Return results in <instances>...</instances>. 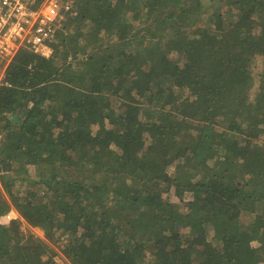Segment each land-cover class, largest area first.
<instances>
[{"label":"trees","instance_id":"trees-1","mask_svg":"<svg viewBox=\"0 0 264 264\" xmlns=\"http://www.w3.org/2000/svg\"><path fill=\"white\" fill-rule=\"evenodd\" d=\"M60 2L72 7L48 56L19 49L0 82L11 199L0 195V219L13 207L47 239L66 235L70 264H264V85L253 100L236 95L264 55V0H225L224 11L203 0ZM204 12L215 26L193 28ZM128 15L174 36L153 51ZM72 51L86 57L75 67ZM66 166L80 176H59ZM15 176L34 183L23 197L6 184ZM176 189L190 196L186 213ZM50 253L18 220L0 223V264H56Z\"/></svg>","mask_w":264,"mask_h":264},{"label":"rangeland","instance_id":"rangeland-1","mask_svg":"<svg viewBox=\"0 0 264 264\" xmlns=\"http://www.w3.org/2000/svg\"><path fill=\"white\" fill-rule=\"evenodd\" d=\"M211 0H203V6H205L206 10H213V8H207L206 6L211 5L214 6V9H219L221 11L227 10V8H229V6H224V1L225 0H213V4L210 3ZM72 2V1H71ZM71 4V3H70ZM72 7V6H71ZM74 10V9H73ZM75 11V10H74ZM212 12V11H211ZM75 15H76V11H75ZM210 17H207V15H205V12L198 16L196 19V22L193 26V28H205L207 29L208 27H212L213 25L215 26V24L213 23V18L210 19ZM127 21L132 24L133 26V30L134 31H141V34H144L146 36V42L148 44L152 45L153 51H157L159 43L162 39H170L171 37L174 36V33L170 32V28L166 31H160L159 29H157V27H155L152 30H146L143 31V28L145 27L147 29L148 23L146 22L145 19L141 20L140 16H137L135 19L131 17V15L127 16ZM150 21H152V19H150ZM73 31V29L71 30ZM192 31V29H188L187 31L184 30L183 32L186 33H190ZM67 33V31H66ZM69 34V32L67 33ZM155 36L156 39H151V36ZM67 36V35H66ZM149 36V37H148ZM100 37L103 38V44H107L109 42V40L106 37V32H101L100 33ZM114 38H112L111 40H113ZM160 40V41H159ZM81 42V41H79ZM128 52H133L136 53V46H130L127 50ZM43 52H47L48 54L50 53V50L48 49L47 51L44 49ZM87 54V53H86ZM172 56L174 55H169L168 58H172ZM86 57L84 56L83 53L78 52V53H74L73 51L70 53L68 60H70V64L71 66L76 65L77 61L79 60H83ZM83 71V69H82ZM250 74L253 78L252 84L250 86H248V89L246 88H242L240 89L236 95H238L240 98H246L248 97L249 100H253L254 98H257L258 94H261V89L260 86L264 85V55H257L251 68H250ZM109 106L111 108H114L117 106L116 102H111V104H109ZM91 131L92 133H96L98 130V127L95 125H91ZM144 149H148V145L144 146ZM24 159L19 160V164L20 165H25L24 164ZM26 166V165H25ZM180 164L178 162H174L172 164V166L169 168V173L173 176H176V174H178V169L180 168ZM38 167L33 166V165H29L27 167V171H28V177L30 180H34L35 176L37 175V169ZM40 170V169H39ZM57 170V169H56ZM63 172L60 171V169H58V173L59 176L61 175L63 177V174H67L68 175H76L77 172L74 169H70L67 166L62 168ZM43 172H49V174H52L54 172V170L50 167L48 168V170H44ZM49 176V175H46ZM80 176V174H77V177ZM76 177V178H77ZM18 178V179H16ZM44 178H46L44 176ZM23 181H28V179L19 177V176H15L14 178L9 179L6 184L7 186H9V190L11 194L14 195H18L20 197H23L27 191L31 190L34 186V183H29V182H23ZM42 193V192H41ZM173 194V192H172ZM0 195L8 202H10V197L9 195L6 193L4 186L1 185L0 183ZM176 196L175 199H172L174 201H176L177 203V207L180 211L182 212H187V209L185 207V202L188 201L190 199L189 194H186L184 192H182L180 189H176L175 193L173 194ZM178 196V197H177ZM172 198V195H171ZM46 203H48V201H46L47 199H44ZM256 207V204L254 206V208ZM13 208V207H12ZM14 209V208H13ZM260 208L257 207V210H259ZM253 216H248L243 214L242 215V222L243 224L245 223L246 225L251 224ZM17 220L19 221V227L21 229V232L24 233L25 235H32L37 239L42 240L43 242H45L46 244H48V246L50 247L51 250V256L54 260V262L56 264H70V262H68V260L65 258L64 254H63V250L66 247V243L69 242L67 240V236L66 235H60V233H56L53 241L49 240L46 238L44 231L39 229V228H33L31 226H29L21 217L18 216ZM0 223L2 224H6L5 220L0 219ZM209 235L208 238H210L211 233H207ZM253 248H257L259 247V243H253L252 244ZM257 249H255L257 251ZM47 258V257H45Z\"/></svg>","mask_w":264,"mask_h":264},{"label":"built area","instance_id":"built-area-1","mask_svg":"<svg viewBox=\"0 0 264 264\" xmlns=\"http://www.w3.org/2000/svg\"><path fill=\"white\" fill-rule=\"evenodd\" d=\"M0 0V82L10 60L21 48L44 54L64 19L61 12L70 9L60 0ZM70 11V10H69ZM68 11V12H69ZM19 214L10 209L1 217L5 223L16 221ZM20 217V216H19Z\"/></svg>","mask_w":264,"mask_h":264},{"label":"crops","instance_id":"crops-1","mask_svg":"<svg viewBox=\"0 0 264 264\" xmlns=\"http://www.w3.org/2000/svg\"><path fill=\"white\" fill-rule=\"evenodd\" d=\"M46 51L48 50V49H45ZM44 54H48L47 52H44Z\"/></svg>","mask_w":264,"mask_h":264}]
</instances>
